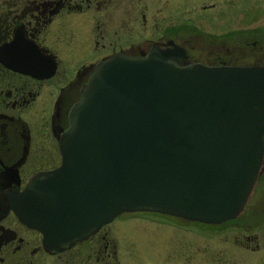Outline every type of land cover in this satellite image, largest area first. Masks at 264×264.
I'll list each match as a JSON object with an SVG mask.
<instances>
[{"label":"flooded vegetation","instance_id":"obj_1","mask_svg":"<svg viewBox=\"0 0 264 264\" xmlns=\"http://www.w3.org/2000/svg\"><path fill=\"white\" fill-rule=\"evenodd\" d=\"M151 48L173 52L179 66L264 67V0H0V264H264V157L241 211L218 224L125 213L83 240L47 247L17 213L29 181L60 166L53 127L68 128L92 70ZM25 52L40 71L16 68Z\"/></svg>","mask_w":264,"mask_h":264},{"label":"water","instance_id":"obj_2","mask_svg":"<svg viewBox=\"0 0 264 264\" xmlns=\"http://www.w3.org/2000/svg\"><path fill=\"white\" fill-rule=\"evenodd\" d=\"M173 55L113 54L92 70L68 128L53 127L62 162L14 206L47 247L127 212L218 224L243 208L263 164L264 67L179 66ZM31 56L16 68L40 71Z\"/></svg>","mask_w":264,"mask_h":264},{"label":"rangeland","instance_id":"obj_3","mask_svg":"<svg viewBox=\"0 0 264 264\" xmlns=\"http://www.w3.org/2000/svg\"><path fill=\"white\" fill-rule=\"evenodd\" d=\"M150 22H152V21H150ZM175 23H173V22H166L165 23V27H167V25H169L170 27H172L173 25H174ZM154 25H159V23H148V26H149V34H150V36L151 37H156L157 35H153L152 33V28H154ZM128 215L130 216V214H127V215H123V216H121V218H125V219H129L128 218ZM133 217H138V218H148V219H156V218H158L157 220H159V221H165L164 219H168V218H162L161 216H159V215H154V214H149V213H139L138 215H135V216H133ZM150 221V220H149ZM166 221H168V220H166ZM137 222H138V224H137ZM134 223L135 224H137L138 226L139 225H142V224H146V223H149V222H147L146 220L144 221V220H135L134 221ZM152 224H151V221H150V226H151ZM151 228H154V227H151ZM156 238H158L157 237V234H156V236H155ZM126 238H128V239H131V238H135V239H138V240H141V239H145L146 238V235H138V236H134L133 235V233L131 232L130 234H129V236H127ZM120 239V241H121V239H124L123 237H121V238H119ZM145 248H146V246H145ZM147 251V250H146ZM139 252V253H136V255L138 256V255H148V254H150L149 252Z\"/></svg>","mask_w":264,"mask_h":264}]
</instances>
